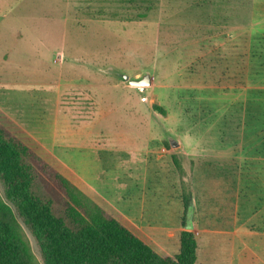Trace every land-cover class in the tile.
I'll return each instance as SVG.
<instances>
[{
	"label": "rangeland",
	"instance_id": "1",
	"mask_svg": "<svg viewBox=\"0 0 264 264\" xmlns=\"http://www.w3.org/2000/svg\"><path fill=\"white\" fill-rule=\"evenodd\" d=\"M0 127L56 216L61 178L160 255L188 222L195 264H264V0H0Z\"/></svg>",
	"mask_w": 264,
	"mask_h": 264
},
{
	"label": "trees",
	"instance_id": "2",
	"mask_svg": "<svg viewBox=\"0 0 264 264\" xmlns=\"http://www.w3.org/2000/svg\"><path fill=\"white\" fill-rule=\"evenodd\" d=\"M150 5L156 0H126ZM148 10V8H147ZM29 149L0 127V264H195L196 242L190 226L180 234L173 258L160 255L115 218L56 178L66 198L64 215L32 192ZM188 209L191 201L186 197ZM34 239V256L19 221Z\"/></svg>",
	"mask_w": 264,
	"mask_h": 264
},
{
	"label": "water",
	"instance_id": "3",
	"mask_svg": "<svg viewBox=\"0 0 264 264\" xmlns=\"http://www.w3.org/2000/svg\"><path fill=\"white\" fill-rule=\"evenodd\" d=\"M122 79L125 81L127 80L129 85L139 87L141 90H143L145 86L150 85V77L148 75H145L140 80H128L126 75H122Z\"/></svg>",
	"mask_w": 264,
	"mask_h": 264
},
{
	"label": "crops",
	"instance_id": "4",
	"mask_svg": "<svg viewBox=\"0 0 264 264\" xmlns=\"http://www.w3.org/2000/svg\"><path fill=\"white\" fill-rule=\"evenodd\" d=\"M185 225H189L190 226V224L188 222H186Z\"/></svg>",
	"mask_w": 264,
	"mask_h": 264
}]
</instances>
